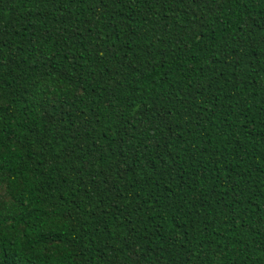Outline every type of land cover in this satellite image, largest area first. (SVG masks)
Segmentation results:
<instances>
[{
  "label": "trees",
  "instance_id": "trees-1",
  "mask_svg": "<svg viewBox=\"0 0 264 264\" xmlns=\"http://www.w3.org/2000/svg\"><path fill=\"white\" fill-rule=\"evenodd\" d=\"M0 264H264V0H0Z\"/></svg>",
  "mask_w": 264,
  "mask_h": 264
}]
</instances>
